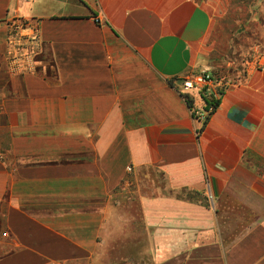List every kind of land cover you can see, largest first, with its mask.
I'll use <instances>...</instances> for the list:
<instances>
[{"label":"crops","instance_id":"0c3cea01","mask_svg":"<svg viewBox=\"0 0 264 264\" xmlns=\"http://www.w3.org/2000/svg\"><path fill=\"white\" fill-rule=\"evenodd\" d=\"M213 26L199 0H0V264H264V65L204 128L176 89Z\"/></svg>","mask_w":264,"mask_h":264},{"label":"rangeland","instance_id":"374dc122","mask_svg":"<svg viewBox=\"0 0 264 264\" xmlns=\"http://www.w3.org/2000/svg\"><path fill=\"white\" fill-rule=\"evenodd\" d=\"M199 1L214 21L207 63L217 79L233 85L264 65V0Z\"/></svg>","mask_w":264,"mask_h":264},{"label":"built area","instance_id":"2783aa9c","mask_svg":"<svg viewBox=\"0 0 264 264\" xmlns=\"http://www.w3.org/2000/svg\"><path fill=\"white\" fill-rule=\"evenodd\" d=\"M26 4L31 0H17ZM6 39L9 46V66L14 73L32 72L35 70L36 58L41 52V41L38 25L30 18L15 15L7 23ZM176 89L187 101L197 97L205 103L193 106V118L205 126L219 107L225 92L230 85L217 79L209 70L189 72L178 80ZM207 102V103H206Z\"/></svg>","mask_w":264,"mask_h":264},{"label":"trees","instance_id":"16d2710c","mask_svg":"<svg viewBox=\"0 0 264 264\" xmlns=\"http://www.w3.org/2000/svg\"><path fill=\"white\" fill-rule=\"evenodd\" d=\"M196 101V102H195ZM195 101L193 100V98H188L187 99V104H188V106L192 109L193 108V106L195 107V106H203V107H205V103L201 100V98H199V97H197L196 99H195ZM207 103V102H206ZM218 106L220 105V102L217 104ZM203 128H204V126H203Z\"/></svg>","mask_w":264,"mask_h":264}]
</instances>
